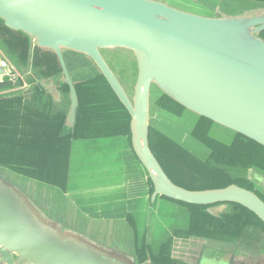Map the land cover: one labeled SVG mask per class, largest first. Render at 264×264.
<instances>
[{"label":"water","instance_id":"water-1","mask_svg":"<svg viewBox=\"0 0 264 264\" xmlns=\"http://www.w3.org/2000/svg\"><path fill=\"white\" fill-rule=\"evenodd\" d=\"M191 1L213 8L207 1ZM217 7V15L210 17L159 0H0V23L28 40L23 64L0 38V47L22 76L0 79V92L17 88L19 80L28 84L1 95L0 102H30L40 89L65 111V128L73 133L80 97L65 52L84 55L130 116L132 150L153 183L152 202L162 196L209 206L215 217L238 204L264 223V201L256 193L235 184L204 190L177 185L151 147L152 88L236 137L264 147V2L254 1L235 13ZM109 49L130 51L136 59L132 96L103 55ZM36 50L56 56L59 76L39 74ZM233 170L235 177L264 191V172ZM63 197L50 185L0 166V264H140L135 247L118 237L96 238L71 226L60 216ZM176 248L186 264H264V248L244 250L204 237L192 236V242Z\"/></svg>","mask_w":264,"mask_h":264},{"label":"trees","instance_id":"trees-1","mask_svg":"<svg viewBox=\"0 0 264 264\" xmlns=\"http://www.w3.org/2000/svg\"><path fill=\"white\" fill-rule=\"evenodd\" d=\"M254 1L264 2V0ZM261 36L264 38V32ZM0 38L4 39L9 52L19 54V58L24 64L28 55V40L22 35L7 29L1 23ZM58 66L54 54L40 50L36 51L34 67L40 69L41 73L45 75L43 77L50 76V73L56 71ZM22 84V81L19 80L18 86ZM91 85L98 87L94 89ZM65 87V90L68 91V87ZM10 89L14 88L6 90ZM77 90L80 97V108L74 135L65 128V111H60L54 104L53 106L57 111H54V114H46V110L41 112L39 108L32 106H40L35 100L34 103L28 105L23 102L22 98L0 102V164L9 166L27 176L65 188L71 138L87 136V131L93 126L96 127V123L115 125L118 130H115L113 134H129L130 116L101 75H98L91 82L77 85ZM100 90L104 91V94H102V97L106 98L104 102L97 98V91L100 93ZM45 99L49 98L45 96ZM160 100L167 103L165 107L170 111H175L174 113H178L177 109H184L166 96L161 95ZM49 101L51 102L50 99ZM100 103L103 106L102 110H100ZM202 120L211 123L205 118H202ZM198 137L201 140L204 138L202 136ZM162 141L166 144L173 142L165 136L162 137ZM215 143L216 146L211 147V158L219 163L221 167L230 165L237 166L235 169H240L247 166V168L255 167L258 168L257 170L260 169L259 171L264 172L263 146L241 135H238L235 143L229 146ZM218 170L225 175L227 174L223 168ZM240 208L252 214L264 229V223L252 212L244 207ZM197 233L200 234V232ZM137 256L140 264L148 262V260L142 262L138 252ZM166 259L168 261L169 256ZM173 261L180 263V261L174 259Z\"/></svg>","mask_w":264,"mask_h":264},{"label":"crops","instance_id":"crops-1","mask_svg":"<svg viewBox=\"0 0 264 264\" xmlns=\"http://www.w3.org/2000/svg\"><path fill=\"white\" fill-rule=\"evenodd\" d=\"M0 58L5 61L0 65V79L4 80V72L16 68L1 47ZM22 83L12 91L3 92L9 94L28 86L24 79ZM37 92L36 89L30 102L22 98L23 102L26 105L34 103ZM96 125L87 131V136L74 138L71 144L65 188L27 176L9 166H0L60 191L64 196L60 202V216L71 226L96 238L115 240L118 237L123 244L134 246L137 254L141 239L152 229V220L146 215L153 211L148 175L133 153L130 132L113 134L118 130L115 125ZM74 151L77 152L75 168ZM139 229L141 234L137 236Z\"/></svg>","mask_w":264,"mask_h":264},{"label":"rangeland","instance_id":"rangeland-1","mask_svg":"<svg viewBox=\"0 0 264 264\" xmlns=\"http://www.w3.org/2000/svg\"><path fill=\"white\" fill-rule=\"evenodd\" d=\"M166 2L168 5L177 9L187 11L190 13L203 15V16H216L218 7L219 10L226 11L228 13H235V11H241L242 8H248L254 0H202L210 3L213 8L209 6L199 5L198 2L191 0H159ZM111 69L120 79L127 92L132 96L133 86L137 79V63L132 52L123 49H109L103 52ZM65 59L71 73L73 80L77 85L82 83L91 82L94 78L99 75V71L94 63L84 55L65 52ZM0 58V65L4 63ZM38 68H36L37 70ZM39 74L45 76L41 73ZM61 73L60 66L50 73V76H59ZM4 79H10L9 76H5ZM94 89L98 86L91 85ZM12 91V89H10ZM68 92V91H67ZM66 92V93H67ZM98 93V99L104 102L106 98L102 97L104 91L100 90ZM160 91L156 88L151 89V113H152V125H151V143L152 147H156L158 153L167 156L166 163L167 169L176 176L178 179H188L184 174L176 167L181 164L178 159H182L180 155L184 152L188 153L189 158H192L191 162L185 161L188 166V172L191 174L204 173L203 171L207 165L214 167L215 169L223 168L226 171V176L231 180L232 183L240 182V184L250 183L252 184V191L257 193L264 200V191L261 190L256 184L250 180L235 177L233 172L237 166L226 165L221 167L213 158H211V147H215L216 143L224 145H231L235 143L236 134L220 125L213 122H205L196 114L185 110L177 109L170 111L165 106L167 103L161 102ZM161 104V105H160ZM99 106L102 110L103 106L100 103ZM100 122V120H99ZM98 122V123H99ZM167 139L173 140L174 143L166 144L161 143L162 136ZM204 137L202 140L198 137ZM77 152L74 151L73 155V168L76 166ZM105 159V157H102ZM249 167V166H248ZM255 167H242L240 170L251 171ZM258 169V168H255ZM260 170V169H259ZM170 174V173H169ZM199 179H203L200 176ZM192 179L189 178V181ZM195 181V180H194ZM41 184V183H40ZM237 185V184H235ZM246 185V184H243ZM43 186V185H39ZM248 189V188H247ZM250 190V188H249ZM155 204V205H154ZM153 211H148L146 215L152 220V234L150 237L151 249L155 252L162 248V242L172 236L174 228L179 225L181 229H186L188 221V213L185 208L177 206L175 203L169 200L158 199L156 202H152ZM178 219V220H177ZM141 234V229L137 231V236ZM187 241L192 242V235L188 237H174L169 249L170 260L179 257L177 246L185 244ZM163 248H166L164 246ZM180 263L186 264L182 260L178 259ZM152 264V262H150ZM144 264V263H143Z\"/></svg>","mask_w":264,"mask_h":264},{"label":"flooded vegetation","instance_id":"flooded-vegetation-1","mask_svg":"<svg viewBox=\"0 0 264 264\" xmlns=\"http://www.w3.org/2000/svg\"><path fill=\"white\" fill-rule=\"evenodd\" d=\"M46 77H51V76H46ZM65 89L66 87H64L63 90L67 92ZM34 100L38 104H40V106H36V105H32V106L39 108L41 112L46 110L47 112L46 114H54L53 112L57 111V109L53 106V103L51 104L49 99L44 100V94L40 89H38V92L36 93ZM73 141L74 138H71V144ZM161 143H164V141H161ZM172 143L174 142H169V144ZM151 147H152V143H151ZM152 150L154 151L155 155L157 156L160 163L164 167L170 179L177 185L192 190H204V189H213V188H223L234 184L225 174H223L218 169L212 167L211 164L207 165V167L203 170L205 172L202 174L198 172L195 174L189 173L188 172L189 165L185 161L191 162L192 158H189V155L186 152L180 155L182 159H178V160L181 162V164L176 167L188 179H186V181L182 179H178L176 178V176L171 174V172L167 169L166 163H169L167 161V156L158 153L159 151H157L156 147H152ZM200 176H203L202 180L199 179ZM189 178H191L192 180L189 181ZM235 184L245 189L249 187L250 191H252L251 189L252 184L250 183L243 182V184H246L243 185L240 184V182H235ZM147 185L151 190V194H153L154 186L149 175H148ZM139 188L142 189V186ZM256 195L258 194L256 193ZM158 199L169 200L175 203L177 206L179 205L185 208V210L188 213L187 227L186 229H181L178 224L175 225L177 227L174 228L172 236H170L168 239H165L164 242H162V248L155 252L151 249V245L149 241L152 234V229L151 231L147 230L146 236L143 239H141V244L138 247V255L139 258L142 260V262L148 260L152 262V264H180L179 262L170 260V257L168 261L166 259V257L169 256V249L172 242V238L188 237L191 235L205 237L206 239L210 238V240L220 241L227 245L230 244L235 248H242L244 250L258 251L264 248V229L261 227V225L258 223V221L254 218L252 214L241 209L240 207L242 206L238 204L231 205V212L221 213L218 217H215L208 212L209 206L190 205L183 202L170 200L162 196L157 197L155 202ZM261 199L263 200V198ZM197 232H200V234H198ZM164 246H166L167 249L163 248ZM163 251H165L166 253L165 252L163 253Z\"/></svg>","mask_w":264,"mask_h":264},{"label":"built area","instance_id":"built-area-1","mask_svg":"<svg viewBox=\"0 0 264 264\" xmlns=\"http://www.w3.org/2000/svg\"><path fill=\"white\" fill-rule=\"evenodd\" d=\"M17 74H18V72H17V70L14 69V68H10L9 70H6V71L4 72V76H9L10 78L17 76ZM18 75H19V77L21 78L20 74H18ZM3 94H4L3 91L0 92V96L3 95Z\"/></svg>","mask_w":264,"mask_h":264}]
</instances>
